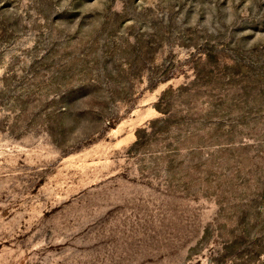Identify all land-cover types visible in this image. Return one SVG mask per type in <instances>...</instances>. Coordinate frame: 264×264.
I'll return each instance as SVG.
<instances>
[{
    "label": "rangeland",
    "instance_id": "1",
    "mask_svg": "<svg viewBox=\"0 0 264 264\" xmlns=\"http://www.w3.org/2000/svg\"><path fill=\"white\" fill-rule=\"evenodd\" d=\"M0 264H264V0H0Z\"/></svg>",
    "mask_w": 264,
    "mask_h": 264
}]
</instances>
